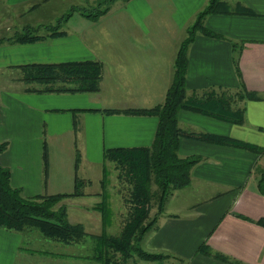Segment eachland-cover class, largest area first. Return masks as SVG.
Masks as SVG:
<instances>
[{
  "label": "crops",
  "instance_id": "crops-1",
  "mask_svg": "<svg viewBox=\"0 0 264 264\" xmlns=\"http://www.w3.org/2000/svg\"><path fill=\"white\" fill-rule=\"evenodd\" d=\"M208 1L112 0L99 16L78 13L62 34L0 44V163L24 197L63 194L55 207L63 205L67 220L84 230L78 241L51 240L49 248L38 230L0 226V264H102L94 257L97 236L120 234L127 213L115 195L103 206L104 150L152 143L157 116L123 110L163 101L187 28ZM219 1L187 44L185 73L188 101L210 102L207 110L218 113L178 110V125L191 136L179 138L177 153L197 161L189 185L173 191L142 240L144 250L168 254V264H264V195L257 189L264 170V0ZM80 60L102 64L97 91L26 89L33 84L24 81L22 65Z\"/></svg>",
  "mask_w": 264,
  "mask_h": 264
},
{
  "label": "trees",
  "instance_id": "trees-1",
  "mask_svg": "<svg viewBox=\"0 0 264 264\" xmlns=\"http://www.w3.org/2000/svg\"><path fill=\"white\" fill-rule=\"evenodd\" d=\"M220 3L219 0H209L199 12V20L193 24L191 34L178 49L173 80L166 90L163 101L151 108L123 110L131 114L157 116L158 122L152 143L149 146L117 147L104 150V159L116 163L123 181L129 184V190L125 197L128 210L121 233L117 236L105 234L97 236L96 242L99 248H97L94 257L102 264H126L134 255L146 262L163 261L169 257L168 254L148 252L140 244L144 235L154 227L156 221L157 215L148 219L150 209L155 206L156 213H161L173 191L189 185L191 168L197 161L196 157H181L177 153L179 138L182 135L191 136L190 132L180 129L177 120L178 110L187 107L218 113L211 110L210 102H208V106L211 109L207 110V101L196 99L188 101L185 92V73L187 44L191 40L194 30L201 28V21L205 14L216 11L217 5ZM106 9L100 8L99 11L104 13ZM101 13H93V17ZM93 14L87 13L86 16ZM55 31L50 34L63 33V31ZM204 33L214 35L208 29H204ZM38 38L40 36L32 34L30 27L23 26L22 31L16 32L14 36L1 37L0 44L3 42H31ZM22 70L24 81L33 84L32 88L28 86L27 90L43 92L97 91L102 64L97 60L28 63L22 65ZM36 84L37 86H35ZM219 101L225 102L222 99ZM105 111L116 112L117 110L105 109ZM230 115L235 117L237 114ZM234 119L240 121L241 115ZM198 137L208 141L233 143L228 138L210 133H202ZM239 145L245 146L243 143H239ZM5 147L6 143H0V155ZM80 188L78 182L74 194L80 193ZM257 189L264 195V170L259 172ZM62 195L22 196L20 189L13 187L10 183L9 169L0 163L1 227L16 231L33 228L51 240L64 243L78 241L84 236L82 226L78 223L72 224L67 220L63 205L55 207ZM103 206L106 208L105 201Z\"/></svg>",
  "mask_w": 264,
  "mask_h": 264
},
{
  "label": "rangeland",
  "instance_id": "rangeland-1",
  "mask_svg": "<svg viewBox=\"0 0 264 264\" xmlns=\"http://www.w3.org/2000/svg\"><path fill=\"white\" fill-rule=\"evenodd\" d=\"M110 1L112 0H25L22 3L19 1V3L14 5V3H11L9 0H0V38L14 36L16 32L19 33L22 31L23 26H28L31 28L32 34L40 36V38L31 42L48 39V37L59 35L57 33L50 34L53 31L58 30L62 32V28L67 29L69 26L72 27L73 22L80 17L78 13H101L99 11L100 8H104L105 5L107 8V4H109ZM88 16L93 17L94 14ZM198 16L199 13L195 17L194 21L188 26L185 38L191 34L193 24L199 20ZM35 86H37V84ZM105 162L106 163L103 168V175L105 179L103 192L105 199L107 200V198L111 195L118 196L119 202L117 203L120 205L122 204L121 200H123L124 204L127 206L126 209L128 210V204L125 201V197L128 195L129 184L123 181L124 179L119 174L120 170L115 162L109 160ZM105 205H110L108 200ZM161 213H156V207L153 206L149 211L148 219L155 215L158 216ZM43 238L44 242H41L42 245H48L47 247L49 248L54 247V243H52L53 241H51V239L45 238L44 236L42 239ZM140 245L142 247V242ZM170 259L171 258L168 257L167 260L164 259L161 262H146L140 260L134 255L126 262V264H168Z\"/></svg>",
  "mask_w": 264,
  "mask_h": 264
}]
</instances>
